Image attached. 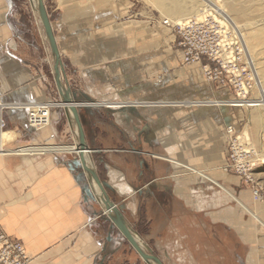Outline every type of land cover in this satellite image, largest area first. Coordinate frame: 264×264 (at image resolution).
I'll list each match as a JSON object with an SVG mask.
<instances>
[{
    "label": "crops",
    "instance_id": "obj_1",
    "mask_svg": "<svg viewBox=\"0 0 264 264\" xmlns=\"http://www.w3.org/2000/svg\"><path fill=\"white\" fill-rule=\"evenodd\" d=\"M44 1L62 82L82 106L88 148L100 151L95 170L144 243L164 264H257L264 203L228 168L227 129L238 135L247 109L211 103L234 92L207 82L200 64L183 63L174 31L157 33L151 16L135 21L132 0ZM23 5L0 0V99L15 106L6 112L12 138L0 142V231L23 244L31 264L144 263L126 242L113 251L121 236L86 201L74 151H16L80 144L60 106L46 128L29 126L28 106L61 97L42 26Z\"/></svg>",
    "mask_w": 264,
    "mask_h": 264
},
{
    "label": "built area",
    "instance_id": "obj_2",
    "mask_svg": "<svg viewBox=\"0 0 264 264\" xmlns=\"http://www.w3.org/2000/svg\"><path fill=\"white\" fill-rule=\"evenodd\" d=\"M209 15L198 20L173 23L164 21L165 27L174 31L180 41L177 47L183 51V63L185 65L202 66L203 74L207 82L218 84L222 88L234 92V98L222 101V104L232 107L253 109L262 103L258 91L260 77L256 63L252 57L241 30L234 25L225 15L215 10H210ZM264 98V93H263ZM55 106L53 102L35 103L28 106L29 126L34 130L46 128L50 123L51 111ZM13 104L0 99V142L4 143V135L7 134L6 112L14 108ZM229 136L228 146L231 152L232 163L228 168H234L237 163L235 151L240 136L235 134L234 128L227 129ZM38 149H52L50 147L29 146L18 148L17 153H32ZM0 154H4L2 148ZM248 158L242 168L248 182L255 185L253 196L255 201L264 203V187L254 183L247 175L249 168ZM245 162V161H244ZM240 171V169L238 168ZM241 172V171H240ZM32 260L22 243L11 240L0 231V264H31Z\"/></svg>",
    "mask_w": 264,
    "mask_h": 264
},
{
    "label": "rangeland",
    "instance_id": "obj_3",
    "mask_svg": "<svg viewBox=\"0 0 264 264\" xmlns=\"http://www.w3.org/2000/svg\"><path fill=\"white\" fill-rule=\"evenodd\" d=\"M132 1L134 3L132 7V16L135 18V21H148V18L151 16L153 30H156L157 33L162 32L159 27H163V22L166 20L173 23L188 22L191 20L200 21L199 19H201V17L198 15L204 11H209L211 13L210 10L225 14L231 22L241 30L248 50L257 65L260 77L258 91L263 99V104L260 107L247 109L245 116L242 118L243 124L241 128H238V136H240V139L235 147V151L237 152V163L231 170L235 174L246 178L242 168L246 165L245 157L248 158L247 161H249V164H247V167L249 171L247 175L251 177L254 183L264 187V163L259 161V157L264 155V0ZM22 2L24 3L23 6L27 7L28 11L32 10L29 0H22ZM209 12L207 13L208 15ZM36 28L38 27L36 26ZM230 160H232V158H230ZM231 163L232 161L230 164ZM243 163L245 164L242 166ZM134 228L135 231H137L136 227ZM139 237L142 241L144 240L141 236ZM131 251L133 252L134 250L131 248ZM260 258L257 259L256 263L264 264V255L261 254ZM137 264L144 263H142V261H137Z\"/></svg>",
    "mask_w": 264,
    "mask_h": 264
},
{
    "label": "water",
    "instance_id": "obj_4",
    "mask_svg": "<svg viewBox=\"0 0 264 264\" xmlns=\"http://www.w3.org/2000/svg\"><path fill=\"white\" fill-rule=\"evenodd\" d=\"M31 7L35 12L38 20L41 23L46 41L51 49L54 62V77L56 85L61 97L60 107L64 108L66 114L69 116L74 126L77 129L79 136V146L73 154L76 156L71 164V170L75 171L81 169L79 179L85 176L88 182V187L85 189L86 201L97 203L101 209L97 216L105 222L110 223L111 230H117L123 240L138 254L145 264H164L152 251V249L143 242L139 243L137 238L139 235L129 224L127 215L125 213V204H115L109 195L111 187L101 180L97 174L93 154L100 153L99 150H91L87 146V139L81 122L79 110L82 106L74 101L71 91L62 82L63 65L60 58L59 48L54 36L53 27L47 7L44 0H30ZM72 96V97H71ZM91 160L92 164L88 162ZM98 190L99 193L96 191Z\"/></svg>",
    "mask_w": 264,
    "mask_h": 264
},
{
    "label": "bare ground",
    "instance_id": "obj_5",
    "mask_svg": "<svg viewBox=\"0 0 264 264\" xmlns=\"http://www.w3.org/2000/svg\"><path fill=\"white\" fill-rule=\"evenodd\" d=\"M34 2H35V0H34ZM209 11H204V12H201L198 16L199 17H201V19H203V18H205V15L208 13ZM208 15V14H207ZM197 16V17H198ZM39 23H40V21H39ZM41 24V23H40ZM256 63V62H255ZM256 68H257V65H256ZM259 73V72H258ZM222 101H212L211 103L213 104V105H223L222 103H221ZM131 103V102H130ZM95 104V103H94ZM93 104V105H94ZM108 104H110V106H111V108L113 109V108H117L116 106L117 105H115V103H108ZM134 104V103H133ZM177 104V103H176ZM194 103H189L188 105H193ZM263 104V102L261 103V104H259V105H256L255 106V108L256 107H260L261 105ZM130 105H132V104H130ZM185 105V104H184ZM198 105V104H197ZM205 105V104H204ZM109 106V107H110ZM138 106V105H137ZM230 106V105H229ZM216 107V106H215ZM231 107V106H230ZM124 108V107H123ZM144 108V107H143ZM237 108V107H236ZM189 110V109H188ZM10 138H12L8 133L7 134H5L4 135V142H6V141H8V140H10ZM243 146V145H242ZM47 147V146H46ZM50 147H52V146H50ZM244 147V146H243ZM67 148V151H70V152H75L77 149L76 148H69V147H52V149H38V150H35V151H33L32 153H29V154H47V153H50V152H56V151H59V150H63V149H66ZM22 152L23 153H26L27 151H24V150H22ZM173 160V159H172ZM259 161H262L263 163H264V155L263 156H261V157H259ZM183 166V165H182ZM99 193V192H98ZM100 194V193H99ZM246 207V206H245ZM248 209V208H247ZM248 211L249 212H251V210L250 209H248ZM253 215H254V217H255V219H257V220H259L260 221V219H259V217L253 212ZM137 240H138V242L139 243H141V244H143V241L141 240V238L140 237H138L137 238Z\"/></svg>",
    "mask_w": 264,
    "mask_h": 264
},
{
    "label": "flooded vegetation",
    "instance_id": "obj_6",
    "mask_svg": "<svg viewBox=\"0 0 264 264\" xmlns=\"http://www.w3.org/2000/svg\"><path fill=\"white\" fill-rule=\"evenodd\" d=\"M112 232V231H111ZM113 244H114V252H116V251H118L121 247H122V245L124 244H126L125 243V241L123 240V238L122 237H120V238H118L116 241H114L113 242ZM108 251V250H107Z\"/></svg>",
    "mask_w": 264,
    "mask_h": 264
}]
</instances>
